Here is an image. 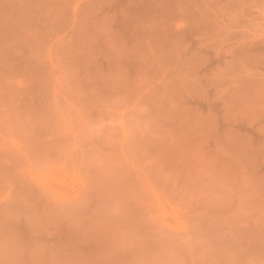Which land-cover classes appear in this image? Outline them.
<instances>
[{
  "label": "rangeland",
  "instance_id": "374dc122",
  "mask_svg": "<svg viewBox=\"0 0 264 264\" xmlns=\"http://www.w3.org/2000/svg\"><path fill=\"white\" fill-rule=\"evenodd\" d=\"M0 264H264V0H0Z\"/></svg>",
  "mask_w": 264,
  "mask_h": 264
}]
</instances>
